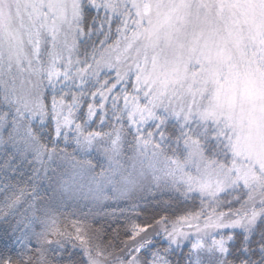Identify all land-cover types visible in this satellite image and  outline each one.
I'll list each match as a JSON object with an SVG mask.
<instances>
[{
  "label": "snow or ice",
  "instance_id": "1",
  "mask_svg": "<svg viewBox=\"0 0 264 264\" xmlns=\"http://www.w3.org/2000/svg\"><path fill=\"white\" fill-rule=\"evenodd\" d=\"M0 264H264V0H0Z\"/></svg>",
  "mask_w": 264,
  "mask_h": 264
}]
</instances>
